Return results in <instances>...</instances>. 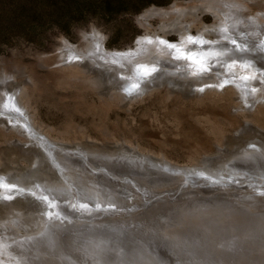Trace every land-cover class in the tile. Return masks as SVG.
<instances>
[{"label":"rangeland","instance_id":"1","mask_svg":"<svg viewBox=\"0 0 264 264\" xmlns=\"http://www.w3.org/2000/svg\"><path fill=\"white\" fill-rule=\"evenodd\" d=\"M193 1L0 0V264H30L31 259L35 261L31 264H37L36 260L46 264L45 258L23 254L31 245L44 250L42 239L52 236H45L51 232L49 228H73L75 225L70 224L75 221L79 228L89 231L87 220L81 219L82 223L87 221L85 226L78 221L81 212L93 216L90 203L105 207L101 219H107L109 212L116 215L91 221L128 224L121 232L132 231V240L140 231L148 235L175 218L178 226L188 227L184 230L212 237L214 227L206 224L211 216L228 220L236 214L240 222H245L242 216L264 214V201L259 199L264 197V184L257 187L264 182V172L245 176V164L236 160L250 157L249 151L264 145V93L257 95L256 84L251 95L256 102L250 104L246 91L247 84H252L249 74L259 75V82L264 84L262 69L255 63L250 69L254 73H240L238 76L243 77L229 80L225 78L226 66L232 69L234 63L228 57L211 67L207 64V68L203 59H197L191 47L184 45L180 37L197 40L196 34L205 33L204 27L215 23L210 12L186 16L190 33H183L179 27L159 29L161 20L156 16L149 18V27L142 25L141 14L146 9H167ZM262 6L253 4L249 13H256ZM149 31L158 32L168 44H176L175 50L168 49V59H149L146 52L153 43L145 45V41L128 58L130 64L120 58L117 62L122 65L116 63L118 68L97 53L100 43L107 49L132 47L138 36ZM215 34L222 36V32ZM181 53L183 57L176 59ZM193 64L207 69L206 74L191 78ZM125 68L126 76L122 72ZM156 73L160 74L158 78ZM14 92L48 141L30 142L24 132L32 136L31 130L14 128L21 123L9 118L23 113L13 105ZM5 98L15 110L11 117L3 114L1 101ZM37 151L42 158V151L56 152L70 164L73 157L83 156V161L112 173H108L109 179L120 184L119 190L114 193L112 182L88 180L85 175L91 174L79 163L77 168L72 164L68 169L61 167L58 159L56 164L62 173L37 178L33 171L47 167L53 170L47 154L44 168L33 165ZM115 158L122 164H113ZM227 176L240 181V185L228 181ZM122 184L134 187L137 195L133 200L131 194H123L126 188ZM232 203L242 211L231 216L227 206ZM143 237L147 239L146 234ZM9 239L13 243L7 245ZM51 248L54 251L55 246ZM105 248L97 252L82 249L90 252L86 262L103 264V252L114 251L126 261L135 257L133 252ZM52 264L56 263L52 260Z\"/></svg>","mask_w":264,"mask_h":264},{"label":"bare ground","instance_id":"2","mask_svg":"<svg viewBox=\"0 0 264 264\" xmlns=\"http://www.w3.org/2000/svg\"><path fill=\"white\" fill-rule=\"evenodd\" d=\"M258 3L263 4L262 9L253 14L249 13V9L251 8V6L253 4L255 5ZM198 11L210 12L212 17L214 18L215 23H213L212 26H209V25L207 26L205 25L206 27L203 26L205 33L201 31L200 35L196 34L195 38L197 40H195L196 41L195 44H189L187 40L185 39V36L180 37V40L184 42V45L191 47L193 53L197 54V59L199 58L203 59V62L205 64L204 66L208 68V65H209L211 67L214 64L216 63L219 64L221 61H223L224 57L225 58L228 57V61L234 63L233 64L234 66L232 67V69H231V66H226L227 74L229 76L225 74L224 75L226 76L225 78L229 80L231 78L232 80H234V78L238 80L239 77H243L242 74L238 76L240 73H247V72L254 73L250 69L253 67L252 64H255V63L262 69V72L264 73V60H263L264 51L262 50L264 49L263 48L264 47V36H263L264 34V0L262 1H259V0H196V1L184 4V5H173L167 9L166 8H152L149 10L146 9L141 14V21L144 27H149L150 26L149 18L156 16L159 18V20H161V23L159 24L160 26L159 29L168 28V27L170 28L179 27L183 33L184 32L190 33L189 29L191 28V24L189 22H185V18L188 14L195 15L196 12ZM196 17L199 19L198 16ZM221 27H223L224 30H221L220 29ZM201 29L202 28H200V30ZM155 30H158V29H155ZM210 32L212 36L211 34L210 36H207V34H209ZM219 32H222V36L223 34H225V36H223L224 39H221L222 36L219 38L220 34L218 36L215 34ZM92 34H93V31H92ZM83 36H88V35L84 34ZM159 40H165V38L161 37L158 34V32L156 31L144 32L142 35L137 37L132 47L131 46L126 47L124 49H107V48L102 47L100 43L98 45L97 53L98 55H101L104 59L108 61H113L116 68H118L119 66L116 65V63L121 64L120 62H117L120 58L121 59L123 58L126 64H130V59H128L130 55H133L134 52L140 47V45L144 41H145L144 42L145 45H147V42L149 43V41H151V43H153V45L155 46L151 45L152 49L146 52V55L148 56V58L150 59L151 57H154L155 59L161 60L162 57H164L165 59H168L169 56H165V55L167 54L169 48L167 47V44L163 45L164 47H160L161 44L159 43ZM201 40L206 41L207 43L201 44L200 43ZM233 40L236 42L235 44L231 43V41ZM237 45H239V49L237 48ZM173 50L175 49L174 48L170 49V51H173ZM244 64L249 66L248 67L249 70L246 68L247 66H244ZM202 69L204 68L202 67L198 68L196 64H193L192 69H190V73H192L191 78L196 79L199 75H205L207 71H203ZM214 69L216 68L214 67ZM214 69H212L211 72H214ZM127 71L128 70L126 68L125 70L123 69L122 71L124 72L125 76L128 73ZM193 73H198L196 75L197 77H195ZM159 75H160L159 73H156L155 78H158ZM208 76L210 77V75ZM227 76L230 78H228ZM146 77L147 76L143 77L142 79H145ZM221 77L223 76L221 75L219 79ZM247 78L248 80L250 79L252 81V84H247L246 91L247 93H249L248 102L250 104H254L256 101L252 100L251 98V95L254 92L253 88L255 89V86L257 84L256 90H259L257 92V95L258 96L260 95L261 97L262 94L260 93H264V90L262 89L264 84L259 82V80L262 79V77H260L259 75L256 76L253 74L252 75L249 74ZM257 82H259V84ZM146 84L147 82H145L143 85H146ZM15 92L13 93V95H15V100L13 101V105L14 107L18 106V108L23 113L22 115L15 116L13 119L9 118V120L11 121H17L21 123L20 126H17L14 128L16 129L24 128L23 130L27 129L28 131L31 130L32 136L24 132V135L27 137L28 141L30 142L34 140L38 143H41V142L44 143L45 141H48L47 138L44 137V135L41 136L42 133H40L39 129L32 123L27 112L24 111V109L18 103V100H17L18 96L16 95L17 93L15 94ZM6 100L7 98L2 99L1 101V102L4 101V103L2 104L3 111H4L3 114L7 117H11L15 114V113L13 114L15 110L11 109L12 103L10 102L9 104V102ZM30 150H34L36 152V149L34 148H30ZM55 153L56 152H50V151L46 152V154L49 155L47 157V161L49 162L50 160L53 170L50 167L44 168L46 164H43L42 166L43 160H45L44 157H46V154L43 151L41 152V154H43L44 156L43 158L41 157L38 151L37 153L34 154L36 158L33 161V165L38 168L39 166H41L44 168V170L42 171L40 169V171H37V170L33 171L35 173L33 176H37V178H40V177L45 178L48 176V174H53L54 172L57 173V171L58 173H62L63 170L60 169V167H58V165L56 164V160L58 159V162L60 163L61 167L63 165V167H67L68 169H70V167H72L73 165H75V167L79 166L78 164L76 165V163H79L81 166H83L84 169L89 171L88 172L89 174H91V176L85 175V177L88 178V180L92 178L96 180L100 179L105 182H112L114 185L113 187L114 193L116 194L117 192L115 191L119 190L120 184L118 182H115L109 179V177L111 176H108V173L110 175H112V173L106 172L102 168L97 167L94 162L88 163L86 161H83L82 160L83 156L73 157L69 155L73 157V161H74V163L72 162L70 164L68 163V159L66 161L65 158L59 157ZM249 154H250V157H243L241 159L240 158L236 159L237 163L245 164L243 168L246 172L242 170L244 171V173H248L245 176L254 175V174L257 175V173L259 172H264V145H261L259 149L249 151ZM37 156L41 157V159ZM117 160L118 159L115 158L112 163L121 165L122 163L116 162ZM166 162H163V164L168 165V163ZM247 169H251L252 171L250 172V170H247ZM65 173H66V170L64 171V174ZM67 174L71 178L72 176L71 171L67 172ZM77 174L78 173H76L75 175L77 176ZM79 175L81 177V174ZM31 177H32V174L30 173L29 178ZM83 177L82 179L84 181ZM226 178L228 181H231L232 183L236 185H240V181L236 182L233 178L229 176H227ZM256 180H260V179L256 178ZM253 182L255 184L258 183L254 179H253ZM263 184L264 182L262 183L260 182L257 184L258 185L257 187H261L263 186ZM129 186L131 185L122 184V187H125L127 190H132V191H129L128 193V191L126 192V189H123L124 191L123 194L126 195L127 197L128 196L130 197V195L128 194H131L133 196V198L131 196V199L133 200L136 197L137 192L133 189L134 187L130 188ZM141 188L143 190V187ZM261 189L264 191L263 187H261ZM259 199H262V201H264L263 196L260 197ZM88 206H90L89 208H92L93 216L92 217L84 216V213L81 212L79 215L80 221L78 222H80L81 224L82 223L81 219L87 220L90 224V225L87 224L89 226L88 227L89 231L79 228L80 225H78V223L75 221L72 222V224H70V225L76 226V227L73 226V228L71 226L69 227L68 224H67L68 227L66 229L49 228L48 230H50L52 233L51 232L47 233V235L45 236H49L50 234H52V236H50L49 238L45 237L42 239V244H43L42 247H45L44 250L41 248H36L34 247V245L33 246L31 245V247L29 246L26 249V253L23 254V256L25 257V255H28V256L36 255L38 256L37 258H45L46 264H52V260L56 264H91V263H88L89 261L86 262L87 257H90L89 256L90 252L87 251L88 253H84V250L82 251V249L85 248V249H89L92 252L94 251L97 252L98 250H101V249L104 250L106 246H109L111 248L115 247V248H119L122 250H126L128 253L133 252L131 254L135 255V257H131V259L129 258V261H126V259L124 260V259H121L119 256H117L116 252L114 251L109 254L107 252H103L102 254L105 255L104 259H106V260L102 259L103 264H264V214H261V217H256L255 215H252V214H251L252 216L251 215L242 216L241 219L245 220V222L244 221L240 222L242 220H240L239 217H235L236 214L233 216V218L230 217V219L228 220H225L224 218H218V217L215 218L211 216L210 219H208L209 221H207L206 224L207 226L214 227L212 229V233L210 234L212 235V237L211 236L207 237L205 235L198 234L194 232L193 230H189V231L184 230L188 227H184L182 225L178 226L177 223L179 221L177 220V218H175V220H171V221L166 220L163 226L157 225L160 229L158 227H155V229L150 230V232L152 233L148 235L147 233H145L147 239L143 237L145 234L142 233L144 232L142 230L139 232L141 234H139V236H137L136 239L133 238L132 240V237H134L135 235V234L133 235L132 231L130 233L121 232L122 229L128 228L127 222H126L127 225L125 224L120 225V224H116L117 222L91 221L93 219L100 218L101 215H104L105 211H101V210L102 209L104 210L105 207L97 203H93V204L90 203L88 204ZM227 207L231 208V212H230L231 216L233 215L232 213H240L242 211V209H239V206L236 203H232L231 205H228ZM257 209H258V206H257ZM158 215H159V212H158ZM94 216H98V217H94ZM107 216H108L107 219L100 218V220H108V219H111V217H115L116 215L109 212ZM87 221L86 222L84 221V223L82 224H84L85 226L86 225L85 223H87ZM158 223H159V220H158ZM148 230L149 229H147V232ZM126 231L128 230L125 229L124 232ZM24 240H27V238ZM12 241H13L12 239H9V240H6L5 242L6 243L9 242L7 245H10L13 243ZM53 246H55L54 251H52V248H51ZM22 249H25V248H22ZM105 250H107V248H105ZM241 250H243L244 253L243 252L239 253ZM43 253H46V254H43ZM28 260L29 259L27 258V261ZM32 260L34 261V259H31V261ZM31 261H30V264L32 263ZM48 261H51V263H49ZM42 262H43V259H42ZM36 263L38 264L39 262H37L36 260Z\"/></svg>","mask_w":264,"mask_h":264},{"label":"snow or ice","instance_id":"3","mask_svg":"<svg viewBox=\"0 0 264 264\" xmlns=\"http://www.w3.org/2000/svg\"><path fill=\"white\" fill-rule=\"evenodd\" d=\"M187 42L189 43V44H195L196 43V41L193 39V37H191V36H189V37H187ZM149 43H151V41H149ZM159 43L161 44V45H165V44H167V47L169 48V49H172V48H175V45H173V44H168L165 40H160L159 41ZM200 43L201 44H206L207 42L206 41H203V40H201L200 41ZM216 43H218V42H216ZM231 43H233V44H235L236 42L233 40V41H231ZM237 48L239 49V45H237ZM178 50V49H177ZM179 51V50H178ZM181 57H183V53H181V56L180 57H176V59H179V58H181ZM188 59H191V56H189V57H187ZM203 71H207V69H202ZM153 71H155V69H153ZM198 73H194V75H197ZM253 91H255V89H253ZM251 147V146H250Z\"/></svg>","mask_w":264,"mask_h":264}]
</instances>
